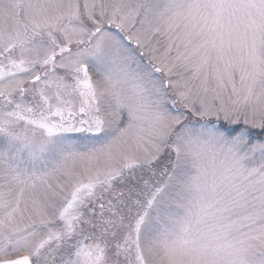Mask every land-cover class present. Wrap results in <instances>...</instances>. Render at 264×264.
<instances>
[{
    "label": "snow or ice",
    "instance_id": "snow-or-ice-1",
    "mask_svg": "<svg viewBox=\"0 0 264 264\" xmlns=\"http://www.w3.org/2000/svg\"><path fill=\"white\" fill-rule=\"evenodd\" d=\"M0 264H264V0H0Z\"/></svg>",
    "mask_w": 264,
    "mask_h": 264
}]
</instances>
